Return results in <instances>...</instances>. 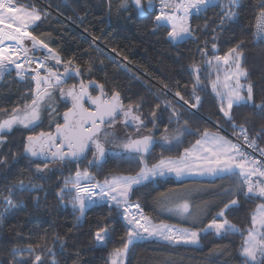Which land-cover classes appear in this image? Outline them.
<instances>
[{
	"label": "trees",
	"instance_id": "16d2710c",
	"mask_svg": "<svg viewBox=\"0 0 264 264\" xmlns=\"http://www.w3.org/2000/svg\"><path fill=\"white\" fill-rule=\"evenodd\" d=\"M15 5L38 10L41 20L28 31L43 39L62 61H72L80 66V76L94 79L108 93L119 91L125 105L140 104L137 112L152 130L157 144L145 156L148 164L167 155H179L200 137L205 129L219 130L213 123L229 133L242 138L241 129L220 111L221 102L211 86L213 73L208 60L224 55L243 41L242 65L248 71L245 83L253 86L254 102H264V40L256 38L253 21L264 7L262 0H236L231 7L236 15L224 20V5L193 14L189 23L192 37L173 43L168 38V26L157 27L155 8L149 9L142 0L146 16L140 18L130 1L126 8L121 0H12ZM94 40L98 43L93 44ZM216 48L213 49L212 45ZM193 65L199 68L200 86L195 88ZM51 67L59 69L57 64ZM0 83V111L11 113L31 101L33 83L7 78ZM71 82V81H69ZM64 88V87H62ZM179 92L184 100L175 95ZM53 98L41 108L37 126L19 128L7 132L0 144V264H36L40 255L43 264H111V253L122 248L127 240V222L122 206L99 201L90 204L81 219L69 202L74 193L59 196L65 187V179L72 178L77 168L87 169L96 180L121 174H136L141 167L127 158H105L102 167L88 165L90 158L77 162L66 161L59 168L36 172V165L45 163L31 160L23 153L24 138L40 128H50L59 122L60 112L66 107L56 88ZM195 96L201 97L197 107ZM187 101V103H185ZM170 104V106H169ZM180 113L179 121L172 115ZM156 116L153 120L152 113ZM237 126L243 125L249 140L255 139L256 148L264 149V114L252 104L234 105L231 110ZM192 134L184 131V122ZM167 129V131H165ZM182 133V142L164 145L163 135L172 137ZM173 134V135H172ZM163 145V146H162ZM264 156V155H263ZM53 165V164H48ZM230 179V180H229ZM229 180V181H228ZM24 185H38L32 190H20ZM225 182L211 196L224 195L219 206L208 208L204 222L198 231L212 220L224 204L231 199L237 205L225 211V217L241 231L216 234L213 230L200 232L198 244H169L156 238L135 240L125 255L124 264H244L240 255L246 229L251 225V215L264 200L246 198L242 193H229L239 182L238 177H215L203 180H179L172 176H158L139 186H134L130 203H139L151 221L164 219L157 209L158 198L169 189H178L189 183L214 184ZM71 185H69L70 187ZM11 190V192H10ZM11 203L6 198H9ZM216 197V196H215ZM214 199L216 200V198ZM106 228L109 236L101 245L95 240V232ZM61 241L63 243H61ZM29 246L33 247L30 253Z\"/></svg>",
	"mask_w": 264,
	"mask_h": 264
},
{
	"label": "snow or ice",
	"instance_id": "6c2138e0",
	"mask_svg": "<svg viewBox=\"0 0 264 264\" xmlns=\"http://www.w3.org/2000/svg\"><path fill=\"white\" fill-rule=\"evenodd\" d=\"M128 2L129 0H121L120 7L126 8ZM152 2L153 0H148L149 7L152 6ZM132 3L137 8H142V0H132ZM220 3L221 0H161L162 7L159 15L155 17V22L157 27L168 26L170 28L167 35L172 41H181L192 36L193 30L189 20L193 14L198 15L201 12H206L210 8L217 7ZM235 3L236 0H228V4L224 5L226 10L222 23L225 19L230 21L235 17L236 13L231 10ZM6 20L11 21V23H5ZM40 20L41 14L38 10L17 7L12 0H0V79L13 70L16 71L17 76L24 77L25 69L23 65L17 63V60L20 59L17 53L22 52L25 60L31 63L33 60L29 57V52H35L37 49L48 51V55L36 62L35 75L32 76V79L36 81L37 88L31 103L26 104L22 109L19 107L12 109V114L7 119L0 120V144L5 141L2 133L10 132L14 126L20 125L24 128L37 126L41 119L42 106H46L47 102L53 98V93L50 90L58 88L60 95L70 99L72 105L64 113V123L56 125L55 134L42 132L39 136H28L24 146L25 153L29 154L30 157L43 158L49 162L63 163L65 161H80L86 158L87 152L91 151L93 159L89 161V164L100 168L106 155L112 151L115 155L126 154L130 162H137L142 165L135 175L106 177L102 182L96 180L95 176L87 169L81 171L77 168L74 177L65 179V187L59 193L61 199L64 198L65 193H74L69 202L73 210L80 213L77 219H81L86 208L90 204H95L97 200L107 201L109 204L114 203L118 209L123 206V218L128 226L127 240L123 243L122 248L113 250L111 264H119V258L126 255L129 245L135 240L144 239L145 234L147 237H155L169 244L179 245L198 244L201 231L214 230L218 235L240 232L241 230L225 217V211L237 205L236 199H231L224 204L223 208L216 213L204 229L194 231L176 228L174 225L163 222L153 224L148 217L143 215V210L138 202L130 203V196L134 186H139L151 178L164 176L168 173L181 176L185 173L198 171L200 174L206 173L218 177H239V182L233 188L226 189V192L242 193L246 198L258 197L264 200V162L243 152L239 144L233 143L225 136L211 133L205 129L200 134L201 138L195 141L191 149L185 148L183 154L175 158L162 157L157 163L149 167L144 157L145 154L150 153L156 140L154 135L141 134L144 120L141 115L137 114L140 104H129L125 107L119 91H113L109 97L104 92V86L97 85L94 81H89L86 84L81 80L78 90L76 85L67 90L60 87L67 78H71L73 75L79 76L81 69L79 65L70 68L72 61L65 63L64 73H59L54 70V67L47 66L50 59L55 60L57 65L61 64L62 61L58 54L48 48L43 39L27 31L30 26H34ZM256 21L255 36L258 39H264V7L260 8ZM25 40L31 41V48L24 46ZM6 41L8 43L5 46ZM242 45L243 41H240L235 47L229 49L224 56L214 58L217 69L221 63L226 68L223 80L217 75L216 80L212 82V88L221 101L220 111L223 116L233 122L234 128L239 127L241 129L244 142L250 148H256L255 139L249 140L244 126L235 124L231 112L234 105L252 104L253 107L261 109L262 114H264V102L260 104L254 102L252 84L250 82L241 83L242 79L246 80L248 77V71L242 65ZM212 47L215 49L216 45L213 44ZM6 52L8 54H5ZM207 63L211 65L212 60H208ZM13 65L15 69H13ZM42 69L45 72L44 75H41ZM193 70L197 73L193 85V92H195V88L200 84L199 68L193 65ZM42 84L44 85L43 88H41ZM92 87H98L100 94L93 96L89 92V88ZM220 87L224 89L223 92L217 90ZM175 95L180 100H184L179 92H176ZM85 99L90 101L91 107H85ZM200 99L201 97L195 96L196 103L192 104L191 107H197ZM225 102L226 107L224 106ZM121 115L125 127H135V137L132 134H125L121 138L117 137L116 118ZM172 115L179 121L180 113L176 109H173ZM155 116L156 113L153 112V120ZM261 130L264 131V126ZM184 131L192 134L187 128V121L184 122ZM161 140L164 145H171L173 142L179 144L182 142V133L177 131L176 135L172 137L163 135ZM259 151L264 155V149H259ZM47 169L48 163H45L43 168L37 164L35 170L37 173H43ZM253 177L256 179L253 180ZM69 185L71 186L69 187ZM36 187L39 186H26L22 181L19 182L20 190H32ZM161 195L163 196V194ZM6 199L11 203L10 197ZM164 206H167V202ZM130 208L136 209L140 213L139 217L130 215ZM190 208L189 200L182 198L181 202L173 204L168 210L180 215L191 216ZM142 220L144 223H141ZM246 231L247 235L244 237L240 249L244 264H264V202L256 206L251 215V225ZM108 236L109 232L106 228L95 232V240L101 245ZM61 243L63 242L61 241ZM33 250L32 246L27 248L30 253ZM35 262L36 264H43L40 255L35 256ZM20 264H26V261L21 260ZM51 264H55V261H52Z\"/></svg>",
	"mask_w": 264,
	"mask_h": 264
},
{
	"label": "rangeland",
	"instance_id": "374dc122",
	"mask_svg": "<svg viewBox=\"0 0 264 264\" xmlns=\"http://www.w3.org/2000/svg\"><path fill=\"white\" fill-rule=\"evenodd\" d=\"M221 3L222 4H228V0H221ZM146 4H147V7L149 9H153L155 8L158 12L157 15H159L160 13V10H161V0H153L152 2V6L149 7L148 5V0H146ZM236 4V3H235ZM18 7H24V6H18ZM28 10H32L33 8H30V7H24ZM233 11V10H232ZM5 23H11V21H5ZM190 24V23H189ZM18 26V25H17ZM169 28V27H168ZM170 30V28H169ZM28 31V29H27ZM192 37V36H191ZM169 38V37H168ZM170 39V38H169ZM171 40V39H170ZM172 41V40H171ZM173 43H176L174 41H172ZM7 41L5 42V46L7 45ZM24 46L28 47V48H31L32 47V44H31V41L30 40H25L24 41ZM228 53V52H227ZM5 54H8L7 52ZM29 57L32 58L33 62H29L28 60H25L24 58V55L23 53H19V56H20V61L17 60V63H20L21 65H23L24 69H25V74H24V77L21 78L20 76H17L16 74V71L13 70L11 73H6L5 76L0 79V83L3 82L4 80H6V76H8L7 78H12V77H15L17 78L18 80H27V81H30L33 83V90L30 92V95H31V98L33 99V97L36 95V88H37V84H36V81L32 79V76L35 75V71L34 69L36 68V62L38 59H42L44 56L48 55V52H45L43 50H36L35 52H29ZM225 55V54H224ZM224 55H216V56H224ZM214 56L212 58V65H211V70H212V73H213V78L211 79V86H212V82L216 80L217 78V75L220 76V79L223 80V76H224V71H225V68L226 66L223 65V63L220 64L219 66V69H217L216 67V61H215V57ZM15 59V57H13ZM61 59V58H60ZM62 61V60H61ZM52 62H55V60H49L47 62V66L48 67H51V63ZM28 63V64H27ZM26 64V65H25ZM31 64V65H29ZM64 64V61H62L61 64H59L58 66ZM29 65V66H28ZM13 69H15V66L13 65ZM45 72L44 70L42 69L41 70V75H44ZM241 83L243 84H247L243 81V79L241 80ZM44 85L42 84L41 85V88H43ZM213 89V88H212ZM55 89H51L50 91H54ZM218 91H221L223 92L224 89L222 87L218 88L217 89ZM215 92V91H214ZM216 93V92H215ZM246 94V93H245ZM217 95V94H216ZM218 97V96H217ZM31 99V101H32ZM219 99V97H218ZM220 100V99H219ZM31 101L28 103L30 104ZM49 102V101H48ZM47 102V103H48ZM221 102V101H220ZM226 107V102H225V105ZM24 108V107H21V109ZM12 114L11 113H6L5 111H0V120H3V119H7L10 115ZM117 124H119V122H116V128H117ZM216 127H218V129L220 131H223L225 132L226 134H228V136L231 138L230 134L232 133H229L227 132L225 129H223L222 127H220L219 125L213 123ZM17 127L19 128H24L23 126H20V125H17V126H14L13 129H16ZM146 127V126H145ZM32 128V127H30ZM115 128V130H117L118 132H123L124 131H128L127 130V127H118L117 129ZM149 129V127H146ZM12 129V130H13ZM129 129V128H128ZM116 131V132H117ZM7 132H4L2 133V135H5ZM141 133H147V134H150L152 133V130L150 129L149 131H145L143 130V128L141 129ZM132 135H136V132L133 133ZM173 135V134H172ZM175 136V135H173ZM5 137V136H4ZM197 140V139H196ZM195 140V141H196ZM232 142H234V140L231 138ZM195 141L191 144H195ZM190 144V145H191ZM189 145V146H190ZM188 146V147H189ZM184 152V149L181 151V153L179 155H176V154H173V155H167V156H164V157H177V156H180L181 154H183ZM127 156V155H126ZM162 158V157H161ZM161 158H159L158 160L148 164V166L150 167L151 165L157 163ZM93 158H90L89 161H91ZM118 160H123V159H126V158H116ZM145 159V158H144ZM256 159V158H255ZM258 160V159H256ZM89 161L87 162L88 165L89 164ZM44 165H42L41 167L43 168ZM93 166V165H91ZM60 166L59 165H49L48 166V169L47 170H51V169H54V168H59ZM95 167V166H94ZM142 167V165H141ZM97 168V167H96ZM45 172V171H44ZM169 174V173H168ZM168 174L162 176V177H167ZM171 174H174L176 175L175 173H171ZM121 175H130V174H121ZM132 175H135V174H132ZM193 176V175H196L197 177H200L201 175L205 176H210V177H213V175H210V174H200L198 171H193V172H189V173H186L184 174V176ZM75 176V175H74ZM73 176V177H74ZM115 176H118V175H115ZM184 176H177V177H184ZM187 176V177H189ZM158 177V176H157ZM155 177V178H157ZM176 177V176H175ZM176 177V179H177ZM155 178H151V179H155ZM226 178H230V177H226ZM256 178L253 177V180H255ZM188 180V179H186ZM230 180V179H229ZM228 180V181H229ZM100 181V180H99ZM102 182V181H101ZM92 183H95V181H92ZM222 184H225V182H217V183H214V184H204L202 185L201 183L198 184V183H193V182H189L181 187H179L178 189H169L167 190L166 192L163 193V196L161 195L159 198H158V201H157V209L158 211L160 212L161 215H163L164 219L159 221V222H154V221H151L153 224H159L161 222L165 223V224H171V223H175V224H181L182 226H188L189 223H194L196 220L195 223H200L201 220L203 219V217L207 216L208 214V208H211L213 207L214 203H216V206H219L221 204L222 201H224V195H215V196H211V191H214L216 190L219 191L220 187ZM214 197L216 198V200L214 199ZM183 199H188L189 202H190V205H191V208H190V211L192 212V215L191 216H188L187 214L185 215H180L174 211H169L168 208L169 207H172L173 204L175 203H179L181 202V200ZM165 202H167V206H164L165 205ZM132 204H135V203H132ZM141 208V207H140ZM142 209V208H141ZM212 209V208H211ZM139 217V213L137 212L136 213ZM145 214V213H144ZM123 216H124V209H123ZM146 216V214H145ZM147 217V216H146ZM149 218V217H148ZM150 219V218H149ZM223 219V218H221ZM145 237L146 238H155V237H147V235L145 234ZM125 262V255L124 256H121L119 258V264H124Z\"/></svg>",
	"mask_w": 264,
	"mask_h": 264
},
{
	"label": "flooded vegetation",
	"instance_id": "af4514ba",
	"mask_svg": "<svg viewBox=\"0 0 264 264\" xmlns=\"http://www.w3.org/2000/svg\"><path fill=\"white\" fill-rule=\"evenodd\" d=\"M63 66H65V64H62V65H60V66H58V67H60L59 69H54L55 71H58L59 73H62V69H63ZM70 67H75V66H70ZM64 73V72H63ZM81 80H83V82H86V81H89V79H84V78H82L81 76L78 78V77H76V76H71V78H67L66 79V81H65V83H63L62 85H60V87H64V89L65 90H67L69 87H71V86H73V85H76V86H78L79 85V83H80V81ZM69 81H71V82H69ZM78 90V89H77ZM90 90V93L92 94V95H95V94H97V90L94 88V87H92V88H90L89 89ZM104 91L108 94V96L110 97V95L112 94V93H108L105 89H104ZM63 98V100H64V102H66V107L62 110V111H64L65 109H67L68 107H69V105H70V99H68L67 97H62ZM125 105V104H124ZM85 106L86 107H90V105H89V103L87 102V101H85ZM125 107H127V105H125ZM62 111L60 112V121L59 122H56V123H54L50 128H40V129H38L36 132H33V133H28V134H36V133H38L39 131H52V129H53V126L54 125H56V124H60V123H62V120H61V113H62ZM138 114V113H137ZM139 115V114H138ZM142 118V117H141ZM143 119V118H142ZM144 120V119H143ZM116 121L117 122H119V124H117V128L118 127H125L124 126V124H123V116L121 115V116H118L117 118H116ZM145 126H147V123H146V121H144V127H143V130L144 129H148V128H146ZM116 128V129H117ZM129 128V129H128ZM127 130L128 131H124V133L121 131V132H118L117 130V137L118 138H121V137H123L125 134H133V133H135V127L134 126H131V127H127ZM27 134V135H28ZM142 135H149V134H147V133H141ZM26 135V136H27ZM151 135V134H150ZM25 136V137H26ZM134 137H135V135H133ZM58 142V141H57ZM24 143H25V138H24ZM157 144V141H156V143H155V145ZM23 147H24V145H23ZM108 147H111V146H108ZM149 154V153H148ZM88 156V157H87ZM146 156V155H145ZM86 157L87 158H93V154H92V152L91 151H89V152H87V154H86ZM105 158H127V156H126V154H121V155H115L114 154V152H112V151H110L107 155H106V157ZM145 158V157H144ZM37 160V159H36ZM40 161H42V160H40ZM42 162H44V163H48V164H55V165H58V164H63V163H65V162H63V163H60V162H48V161H42Z\"/></svg>",
	"mask_w": 264,
	"mask_h": 264
},
{
	"label": "water",
	"instance_id": "95a60500",
	"mask_svg": "<svg viewBox=\"0 0 264 264\" xmlns=\"http://www.w3.org/2000/svg\"><path fill=\"white\" fill-rule=\"evenodd\" d=\"M130 1V3H131V5L136 9V11H137V13H138V16L140 17V18H142V17H144V16H146V14H147V11L145 10V8H144V5H143V2H142V8H137L136 6H135V4H133L132 3V0H129ZM34 35V34H33ZM36 36V35H35ZM38 37V36H37ZM39 38V37H38ZM47 44V43H46ZM48 45V44H47ZM48 48L49 49H51L52 50V48L48 45ZM39 51L40 50H43V51H45V52H48L47 50H45V49H38ZM53 51V50H52ZM54 52V51H53ZM54 64H56L55 62H53ZM70 68H74V67H70ZM65 71V66H63V69H62V73ZM75 76V75H74ZM196 76H197V73L194 71V83H195V81H196ZM76 77H80V75L79 76H76ZM199 80H200V78H199ZM89 81H94V82H96V84L97 85H102V84H100L99 82H97L96 80H94V79H91V80H89ZM89 81H86V82H84V83H88ZM81 82V81H80ZM80 84V83H79ZM199 86H200V84H199ZM199 86H197L196 88H199ZM79 88V85L77 86V89ZM98 92H97V94H95V95H93V96H96V95H99L100 94V92H99V88L98 87H94ZM90 89V88H89ZM89 92H90V90H89ZM105 92V91H104ZM106 93V92H105ZM112 95V94H111ZM110 95V96H111ZM85 101H87L88 103H89V105H90V107H91V104H90V101H88L87 99H85ZM121 101H122V99H121ZM122 103H123V101H122ZM124 104V103H123ZM72 105H71V102H70V105H69V107L67 108V109H65L64 111H62V113H61V120H62V123H60V124H63L64 123V119H63V116H64V113L71 107ZM86 107V106H85ZM57 125V124H56ZM56 125H54L53 126V129H52V131H39L38 133H36V134H28L26 137H25V143H24V146H25V144L27 143V137L28 136H39V134L40 133H52V134H55V132H56ZM154 147H155V144H154V146L151 148V151L154 149ZM150 151V152H151ZM23 153H24V155L26 156V157H28V158H30L31 160H42V161H46V160H43V158H39V157H30L29 156V154H27V153H25L24 152V147H23ZM145 155H147V154H145ZM84 159V158H83ZM82 160V159H81ZM49 162V161H48Z\"/></svg>",
	"mask_w": 264,
	"mask_h": 264
},
{
	"label": "crops",
	"instance_id": "0c3cea01",
	"mask_svg": "<svg viewBox=\"0 0 264 264\" xmlns=\"http://www.w3.org/2000/svg\"><path fill=\"white\" fill-rule=\"evenodd\" d=\"M17 7L19 6V5H16ZM177 42H179V41H176V43ZM246 93V92H245ZM209 132H211V133H218L219 135H222V136H225L227 139H229V140H231V138L228 136V134H226L225 132H223V131H220V130H208ZM201 138V136L198 138V139H200ZM232 141V140H231ZM194 144H191L189 147H187V148H189V149H191L192 148V146H193ZM182 155V154H181ZM186 174V173H185ZM168 176H172V177H174V178H176L177 177V175H174V174H171V173H169L168 174ZM176 176V177H175ZM182 176H184V175H182ZM187 176H189V175H187ZM187 176H184V177H177V179H179V180H186V179H188V180H203V179H214L215 177H218V176H213V177H210V176H207V175H205V176H203V175H201L200 177H197L196 175H193V176H189V177H187ZM239 178V177H238ZM240 179V178H239ZM122 208H123V206H122ZM206 217V216H205ZM205 217H203V219L201 220V222L200 223H189L188 224V226H182L181 224H173V223H171V224H169V225H174L176 228H183V229H189V230H194V231H198V229H197V226H200L203 222H204V220H205ZM221 219V218H220ZM211 221V220H210ZM210 221H208L207 223H205L203 226V228H205V226L206 225H208L209 224V222ZM214 231V230H213ZM215 232V231H214Z\"/></svg>",
	"mask_w": 264,
	"mask_h": 264
},
{
	"label": "built area",
	"instance_id": "2783aa9c",
	"mask_svg": "<svg viewBox=\"0 0 264 264\" xmlns=\"http://www.w3.org/2000/svg\"><path fill=\"white\" fill-rule=\"evenodd\" d=\"M259 11H260V10H259ZM259 11L256 13L255 18H254V21H253V25H252V27H253V31H254V34H255V31H256V29H255L256 22H257V21H256V17H257V15H258ZM263 40H264V39H263ZM95 43H98V41H97V40H94L93 44H95ZM65 63H66V62H64V64H65ZM72 66H74V65L72 64ZM230 136H231V138L234 140L235 143H237V144L240 145V148H241V150H242L243 152L248 153L250 156H252V157H254V158H256V159H258V160L264 162V156H263L262 154H260L259 152L255 151L253 148H250V147L248 146V144H246V143L244 142V138H243V137H242V138H239V137L236 136V134L234 135V133H231ZM129 213H130V215H135V216L138 217V215L136 214V213H137V210L134 209V208H130V209H129ZM139 214H140V213H139ZM143 215L145 216L144 211H143ZM141 223H144V221L142 220Z\"/></svg>",
	"mask_w": 264,
	"mask_h": 264
},
{
	"label": "bare ground",
	"instance_id": "6f19581e",
	"mask_svg": "<svg viewBox=\"0 0 264 264\" xmlns=\"http://www.w3.org/2000/svg\"><path fill=\"white\" fill-rule=\"evenodd\" d=\"M17 55H19V53H17ZM20 60H21V59H19L18 61H20ZM33 63H34V62H33ZM27 64H28V63H27ZM25 65H26V64H25ZM29 65H31V64H29ZM29 65H28V66H29Z\"/></svg>",
	"mask_w": 264,
	"mask_h": 264
}]
</instances>
